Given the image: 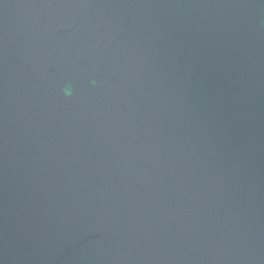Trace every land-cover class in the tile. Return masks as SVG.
Segmentation results:
<instances>
[{
	"label": "water",
	"instance_id": "1",
	"mask_svg": "<svg viewBox=\"0 0 264 264\" xmlns=\"http://www.w3.org/2000/svg\"><path fill=\"white\" fill-rule=\"evenodd\" d=\"M0 264H264V0H0Z\"/></svg>",
	"mask_w": 264,
	"mask_h": 264
}]
</instances>
